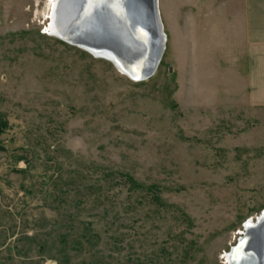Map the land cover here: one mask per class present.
<instances>
[{
    "label": "rangeland",
    "instance_id": "rangeland-1",
    "mask_svg": "<svg viewBox=\"0 0 264 264\" xmlns=\"http://www.w3.org/2000/svg\"><path fill=\"white\" fill-rule=\"evenodd\" d=\"M50 4L0 0V264H228L264 208V104L227 0H158L137 82L49 35Z\"/></svg>",
    "mask_w": 264,
    "mask_h": 264
},
{
    "label": "water",
    "instance_id": "water-1",
    "mask_svg": "<svg viewBox=\"0 0 264 264\" xmlns=\"http://www.w3.org/2000/svg\"><path fill=\"white\" fill-rule=\"evenodd\" d=\"M54 29L62 42L107 59L136 81L154 74L164 50L156 0H58ZM246 227L228 251L231 264H264V208Z\"/></svg>",
    "mask_w": 264,
    "mask_h": 264
},
{
    "label": "crops",
    "instance_id": "crops-1",
    "mask_svg": "<svg viewBox=\"0 0 264 264\" xmlns=\"http://www.w3.org/2000/svg\"><path fill=\"white\" fill-rule=\"evenodd\" d=\"M227 2L225 14L218 15L220 29L244 35L247 95L255 104H264V0H243L240 10Z\"/></svg>",
    "mask_w": 264,
    "mask_h": 264
},
{
    "label": "bare ground",
    "instance_id": "bare-ground-1",
    "mask_svg": "<svg viewBox=\"0 0 264 264\" xmlns=\"http://www.w3.org/2000/svg\"><path fill=\"white\" fill-rule=\"evenodd\" d=\"M57 1L58 0H51V4L49 5V24H48V26H47V32L49 33V35H52L53 37H55V38H57L58 40H60L56 35H55V29H54V11H55V7H56V4H57ZM156 6H157V10H158V13H159V6H158V0H156ZM159 18H160V24H161V27H162V32L160 33V35L162 36V45H163V48L165 49V41H166V37H165V34H164V31H163V26H162V22H161V17H160V14H159ZM61 41V40H60ZM74 47H77V46H74ZM77 48H79V49H81V50H84V49H82L81 47H77ZM85 51V50H84ZM92 52H93V50H91ZM87 52V51H86ZM163 53H164V50H163ZM163 53H162V55H163ZM106 55V54H105ZM101 58V57H100ZM161 58H162V56H161ZM103 59H105V58H103ZM105 60H107V59H105ZM108 61V60H107ZM160 63V62H159ZM159 65V64H158ZM158 65H157V67H158ZM114 66V65H113ZM157 69V68H156ZM126 74H125V73ZM155 72H156V70H155ZM154 72V73H155ZM119 73H121L122 75H124V76H126L127 78H129V75L130 76H132L130 73H127V71H125V70H121V71H119ZM154 75V74H153ZM152 75V76H153ZM130 79V78H129ZM130 80H132V81H135V82H137L136 80H133V79H130ZM259 216V215H258ZM257 216V217H258ZM253 222H255V220L253 221H247L245 224H244V230L246 231V226H248V224H251V223H253ZM243 230V232H245ZM241 236H242V234H241ZM231 253H229V252H227V254H226V261H227V263L228 264H231Z\"/></svg>",
    "mask_w": 264,
    "mask_h": 264
}]
</instances>
